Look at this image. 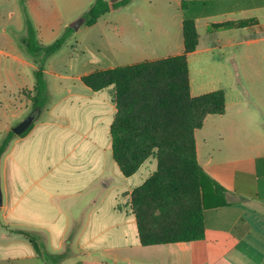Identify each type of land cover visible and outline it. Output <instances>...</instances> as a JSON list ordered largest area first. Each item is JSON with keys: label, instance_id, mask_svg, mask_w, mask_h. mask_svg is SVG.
Segmentation results:
<instances>
[{"label": "crops", "instance_id": "0c3cea01", "mask_svg": "<svg viewBox=\"0 0 264 264\" xmlns=\"http://www.w3.org/2000/svg\"><path fill=\"white\" fill-rule=\"evenodd\" d=\"M173 1L171 24H98L103 15L82 24L45 62L47 101L0 159V264H47L17 230L36 236L53 264H264V0L185 5L198 34L186 54L189 95L224 94V113L206 116L194 131L197 163L225 190L224 204L203 211L201 239L140 244L132 194L154 175L156 160L149 157L131 176L120 173L110 134L115 86L93 90L83 82L97 72L184 55L182 0ZM247 19L254 23L216 28ZM33 25L44 46L70 27ZM93 29L99 37L92 38ZM11 35L0 33V145L32 112L36 84L37 65L19 43L22 35H12L19 50Z\"/></svg>", "mask_w": 264, "mask_h": 264}, {"label": "trees", "instance_id": "16d2710c", "mask_svg": "<svg viewBox=\"0 0 264 264\" xmlns=\"http://www.w3.org/2000/svg\"><path fill=\"white\" fill-rule=\"evenodd\" d=\"M133 0H94L83 14L84 25L92 26L101 16L128 6ZM182 0L184 55L94 73L83 78L85 85L99 90L115 86L117 114L110 128L112 157L124 177L134 174L153 156L154 175L132 194L139 241L142 246L188 242L204 235L203 211L224 204L225 190L212 181L196 160L194 131L206 116L224 113L220 91L196 98L189 95L186 54L195 50L198 34ZM254 20H239L217 29L243 28ZM26 36L19 43L37 65L33 108L47 101L45 62L59 52L72 36L64 34L48 46L39 43L36 30L26 16ZM34 125V124H33ZM33 125L21 136L26 135ZM17 135L10 131L0 145V159ZM26 237L47 264L55 257L40 246L36 236Z\"/></svg>", "mask_w": 264, "mask_h": 264}, {"label": "rangeland", "instance_id": "374dc122", "mask_svg": "<svg viewBox=\"0 0 264 264\" xmlns=\"http://www.w3.org/2000/svg\"><path fill=\"white\" fill-rule=\"evenodd\" d=\"M93 2L94 0H0V33L5 30L12 35H26L27 15L32 24L50 23L70 26L83 17L88 6ZM173 13H176L173 0H133L126 8L101 17L98 24H134L138 28L141 26L137 24H154L160 21L171 24L174 18L171 19L170 16ZM198 30L200 44H203L204 32L200 24ZM89 34L93 36L92 38L100 36L97 29H93ZM13 42L12 49L16 47L19 50L18 43L14 39ZM199 59L203 60L204 54L199 56ZM204 132L205 128L202 129V133Z\"/></svg>", "mask_w": 264, "mask_h": 264}, {"label": "water", "instance_id": "95a60500", "mask_svg": "<svg viewBox=\"0 0 264 264\" xmlns=\"http://www.w3.org/2000/svg\"><path fill=\"white\" fill-rule=\"evenodd\" d=\"M85 18L81 17L75 22H73L70 27L73 31H76L82 24H84ZM40 114V109L35 108L32 110V112L24 119L22 120L17 126H15L12 131L17 135L21 136L24 134L38 119ZM2 205V192L0 188V206Z\"/></svg>", "mask_w": 264, "mask_h": 264}]
</instances>
